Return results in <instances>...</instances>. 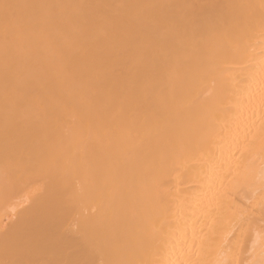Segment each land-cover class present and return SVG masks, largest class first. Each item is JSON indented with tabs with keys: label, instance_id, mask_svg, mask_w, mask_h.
I'll use <instances>...</instances> for the list:
<instances>
[{
	"label": "bare ground",
	"instance_id": "1",
	"mask_svg": "<svg viewBox=\"0 0 264 264\" xmlns=\"http://www.w3.org/2000/svg\"><path fill=\"white\" fill-rule=\"evenodd\" d=\"M0 264H264L262 0H0Z\"/></svg>",
	"mask_w": 264,
	"mask_h": 264
},
{
	"label": "snow or ice",
	"instance_id": "2",
	"mask_svg": "<svg viewBox=\"0 0 264 264\" xmlns=\"http://www.w3.org/2000/svg\"><path fill=\"white\" fill-rule=\"evenodd\" d=\"M262 4H264V0H262Z\"/></svg>",
	"mask_w": 264,
	"mask_h": 264
}]
</instances>
